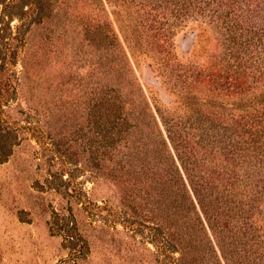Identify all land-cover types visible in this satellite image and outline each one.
Returning a JSON list of instances; mask_svg holds the SVG:
<instances>
[{"label": "trees", "instance_id": "obj_1", "mask_svg": "<svg viewBox=\"0 0 264 264\" xmlns=\"http://www.w3.org/2000/svg\"><path fill=\"white\" fill-rule=\"evenodd\" d=\"M64 2L76 15L72 22L78 23L85 46L105 51L103 61L106 55L113 58L108 71L100 62L99 72L121 77L87 105L97 130L96 167L119 184L130 181L124 200L134 214L144 205V237L156 260L264 264V0H155L148 3V18L136 21L128 14L123 25L117 19L99 24L92 17V7L97 10L96 3L102 6L104 0ZM55 9L52 0H0V107L11 95L2 68L14 58L12 42L24 44L25 21L9 38L2 27L15 16L41 24ZM144 20L162 40L160 68L167 82L174 80L178 109H161L133 70L131 58L144 52ZM185 29L199 31L207 42L213 36L220 45L219 55L208 58L204 68L182 64L170 52L171 39ZM3 124L0 119V162L14 146ZM141 182L143 199L134 190Z\"/></svg>", "mask_w": 264, "mask_h": 264}, {"label": "rangeland", "instance_id": "obj_2", "mask_svg": "<svg viewBox=\"0 0 264 264\" xmlns=\"http://www.w3.org/2000/svg\"><path fill=\"white\" fill-rule=\"evenodd\" d=\"M108 1L91 9L99 24L107 19L126 24L128 14L131 20L148 18V3H155L144 0L146 6L135 7L133 0H127L129 5ZM52 4L55 12L41 24L15 16L2 27L9 38L25 21L24 44L12 42L14 58L2 68L11 95L0 107V119L14 146L0 162V264H160L144 237V205L134 214L124 200L130 181L119 184L96 167L97 130L87 105L99 89L117 86L121 77L110 79L99 72V63L108 71L113 58L106 55L103 61L105 51L85 46L77 22H72L76 15L69 14L64 0ZM148 24L143 21L144 52L134 54L132 67L156 104L175 110L182 104L172 89L174 80L167 82L162 75V40L153 37ZM198 34L179 32L171 39L170 52L182 64L204 68L221 48L213 36L208 42L201 37L202 42ZM134 190L144 198V183Z\"/></svg>", "mask_w": 264, "mask_h": 264}]
</instances>
